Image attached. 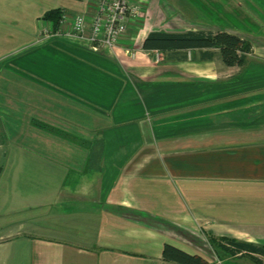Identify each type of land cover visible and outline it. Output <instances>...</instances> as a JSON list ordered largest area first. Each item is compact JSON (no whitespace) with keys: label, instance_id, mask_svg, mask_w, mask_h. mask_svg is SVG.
I'll use <instances>...</instances> for the list:
<instances>
[{"label":"crops","instance_id":"1","mask_svg":"<svg viewBox=\"0 0 264 264\" xmlns=\"http://www.w3.org/2000/svg\"><path fill=\"white\" fill-rule=\"evenodd\" d=\"M55 8L54 30L42 15ZM94 8L0 0V264H178L165 244L211 263L206 235L264 244V45L243 66L216 49L168 60L142 49L148 33L220 29L145 0L94 50L63 22L89 25ZM178 17L192 28H165ZM30 118L45 126L26 131ZM87 131L92 144L70 142Z\"/></svg>","mask_w":264,"mask_h":264},{"label":"trees","instance_id":"2","mask_svg":"<svg viewBox=\"0 0 264 264\" xmlns=\"http://www.w3.org/2000/svg\"><path fill=\"white\" fill-rule=\"evenodd\" d=\"M62 12L59 8L49 9L42 15L44 20L52 24L54 30L59 25ZM143 50H156L168 60H184L187 52L201 51L202 57L212 58L217 50V55L226 66H243L248 62L251 44L248 40L237 34L225 30L203 31L188 30L183 32L152 31L146 35L142 45ZM205 53V55H203ZM203 59V58H202ZM209 246L216 256H240L246 254L257 262L256 255L264 256V244L240 241L231 237H207ZM162 257L166 261L178 264H210L202 256L189 254L173 245L165 244Z\"/></svg>","mask_w":264,"mask_h":264},{"label":"rangeland","instance_id":"3","mask_svg":"<svg viewBox=\"0 0 264 264\" xmlns=\"http://www.w3.org/2000/svg\"><path fill=\"white\" fill-rule=\"evenodd\" d=\"M172 4V7L175 9V16H181L184 19L192 20L195 23H206L212 26L218 27L220 30H225L229 32H241L250 36L251 45L252 46H263L264 44V0H165ZM169 11V10H168ZM143 13V12H142ZM181 17L175 18L168 21V25L165 27L167 29H171L172 25L175 23L179 24L178 28L174 27V29H188L192 28L189 23L184 22ZM141 19H138L139 21ZM160 21V20H159ZM165 21H167L165 19ZM164 21V22H165ZM213 66L217 67L219 64V59L217 55L214 57ZM27 109V108H25ZM250 109V111L248 110ZM246 111L249 113H253V107H247ZM15 117V112L12 113ZM247 119V118H246ZM36 123L33 121V118H30L29 122L25 124L26 131L30 128L38 126L39 128H43L45 126L40 122ZM88 123V122H86ZM35 125V126H34ZM89 125V124H85ZM11 126L17 127V123H13ZM19 127L22 125L18 124ZM101 127V124L91 123V127ZM95 127V128H96ZM49 127H47L48 129ZM253 129V127H251ZM95 132V131H94ZM91 132L87 131L85 136H78L73 141L75 144L81 146V143L87 145L88 143L92 144V141L89 137H91ZM81 137V138H80ZM21 141L24 143H28L29 145H36L38 147L41 144L36 143L32 138L28 139L27 135H23ZM11 141L7 144L11 146ZM202 237V236H201ZM206 235V239H207ZM203 244H206V250L208 252V257L212 251L210 250V246L208 240L202 237ZM209 246V247H208ZM203 249V248H202ZM203 254L205 249L202 250ZM213 254H215L213 252ZM212 255V254H211ZM216 256V254H215ZM213 259V258H212ZM210 264H264V261H255L249 257V255H242L239 258L232 256H216Z\"/></svg>","mask_w":264,"mask_h":264},{"label":"built area","instance_id":"4","mask_svg":"<svg viewBox=\"0 0 264 264\" xmlns=\"http://www.w3.org/2000/svg\"><path fill=\"white\" fill-rule=\"evenodd\" d=\"M145 0H95V8L89 25L83 15L64 19V34L85 38L96 50L99 46L112 48L125 34L127 22L143 18Z\"/></svg>","mask_w":264,"mask_h":264}]
</instances>
